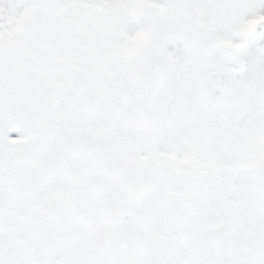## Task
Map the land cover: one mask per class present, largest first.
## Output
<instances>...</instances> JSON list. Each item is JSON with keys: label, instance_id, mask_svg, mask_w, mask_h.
I'll use <instances>...</instances> for the list:
<instances>
[{"label": "snow or ice", "instance_id": "snow-or-ice-1", "mask_svg": "<svg viewBox=\"0 0 264 264\" xmlns=\"http://www.w3.org/2000/svg\"><path fill=\"white\" fill-rule=\"evenodd\" d=\"M0 264H264V0H0Z\"/></svg>", "mask_w": 264, "mask_h": 264}]
</instances>
